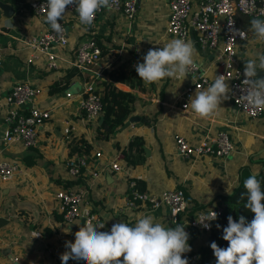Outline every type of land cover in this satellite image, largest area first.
I'll return each mask as SVG.
<instances>
[{"label": "crops", "instance_id": "0c3cea01", "mask_svg": "<svg viewBox=\"0 0 264 264\" xmlns=\"http://www.w3.org/2000/svg\"><path fill=\"white\" fill-rule=\"evenodd\" d=\"M1 1L11 5L14 12L5 17L0 11V132L7 109L4 97L14 82L27 80L37 86L40 93L35 103L50 107L51 112L38 129L33 147L24 148L17 142L6 146L0 141V159L16 162L19 168L9 180H0V218L4 220L0 223V264H61V255L68 251L65 242H74L75 232L83 226L81 219L64 222L55 210L53 192L59 189L83 187L87 192L85 206L89 213L110 227L119 222L134 226L139 218L151 215L155 222L174 228L178 224L169 221L164 206L155 209L127 206L129 181L135 182L136 189L151 193L181 187L194 204L208 205L217 200V195L230 193L238 184L237 167L247 164L254 171L264 172V164L258 162L264 161V115L249 118L228 99L210 118H200L190 104L196 91L189 98L186 112L178 109L180 97L190 81L188 75L185 80L164 78L158 83H144L143 90H137L114 81L106 73H112L124 59H133L129 66L137 64L139 59V63H143V56L149 49L162 48L175 39L164 31L167 0H139L130 21L120 13L105 11L96 18L91 29L88 28L89 33L103 40L105 47L101 49L98 66L83 71L85 78L94 79L98 86H102L101 82L108 83L134 97V108L129 115L131 121L125 127L116 128L106 139L95 128L98 120L95 124L82 120L78 96L74 93L69 98L64 96L67 90L73 92L78 82L77 70L71 64L73 48L88 36L87 31L73 18L66 17V44L52 47L57 53L58 67L45 68L43 59L26 66L23 58L27 52L19 50V38L48 27L46 15L29 11L30 0ZM193 38L192 35L187 41L194 46V61L201 62L207 76L212 77L215 68L211 53L199 49ZM237 53L239 63L244 66L247 60L264 53V43L256 41L251 33ZM101 64L105 67L102 71ZM69 71L73 74L68 82L62 81V75ZM142 115L148 120L147 124L140 120ZM66 127L69 129L67 135L63 133ZM219 130L227 133L233 145V151L224 158L203 155L197 159H183L175 150V134L194 143ZM134 136L142 139L143 152L140 163L132 165L126 163L120 151ZM70 137H75L74 141L81 138L89 146L86 155L89 167L76 177L68 175L64 167L65 159L70 156L67 153ZM113 161L118 163L119 170L106 169ZM91 169L101 170L95 179L89 176ZM259 182L264 191V177ZM244 205L241 207L244 214L253 218L254 213ZM185 230L189 233L191 251L182 258L187 257L192 264L206 233L187 226ZM76 261L70 259L67 264Z\"/></svg>", "mask_w": 264, "mask_h": 264}, {"label": "built area", "instance_id": "2783aa9c", "mask_svg": "<svg viewBox=\"0 0 264 264\" xmlns=\"http://www.w3.org/2000/svg\"><path fill=\"white\" fill-rule=\"evenodd\" d=\"M139 0H116L111 8H102L96 13L104 15L105 11L117 12L126 20H132ZM47 0H30L27 9L35 15H46L47 9L41 8ZM75 5L66 7V14L59 21L63 27L61 33L54 32L50 26L43 28L37 33H30L19 38V50L27 53L23 58L24 65L43 59V66L47 69L58 67L57 53L52 47H60L66 44L67 31L65 26L66 17L73 18L87 31L88 36L79 40L73 48V67L77 70V84L74 91H65L64 96L69 98L74 93L78 96V109L83 113V121L96 123L103 112L101 86L92 78H85L83 71L88 67L97 65L101 59V48L98 47L90 36L89 29L93 26L83 25L79 21ZM167 20L165 34L175 39L193 40L199 49L211 53L215 68L212 77H208L201 62L195 61L189 76V84L185 86L178 109L186 112L191 94L195 91L207 89L215 80V76L224 75L230 87V101L232 105L243 115L249 118H258L264 115V110H258L247 105L242 99V90L246 87L243 75L244 68L240 66L238 49L248 40L252 31L243 30L236 20L237 14L249 18L260 17L264 19V0H167ZM21 11V9H20ZM94 20V21H95ZM233 21V27L238 30L236 34L229 30V22ZM89 28V29H88ZM253 34V33H252ZM253 37L256 41H259ZM27 68V67H26ZM105 67L100 65V71ZM76 80V81H77ZM40 89L27 80L14 82L4 97L7 109L3 115L4 127L0 132L1 145H9L17 142L24 148L33 147L36 144L38 129L49 118L51 109L47 106H38L35 103ZM68 127L63 128V133L68 134ZM174 147L178 155L183 159H197L203 155H211L215 158H224L233 151V145L224 131H216L213 136H204L194 143H188L181 135L173 137ZM98 156L99 153L95 152ZM64 167L68 175L76 177L82 170L88 169L87 157L82 154H73L65 159ZM106 169L119 170L116 161L110 162ZM19 171L16 162L0 159V180H9L13 174ZM100 169L89 170L91 179H95ZM87 192L83 187L76 189H59L53 192L55 210L60 214L64 222H73L81 219L82 226L86 220H92L95 225L104 224L103 229L98 231H110L111 227L97 220L85 206ZM126 204L129 207H145L155 209L164 206L168 211V219L174 224H183L191 229L206 233L209 229L203 228L196 223L202 215L215 211L220 215L221 207L204 208L195 211L188 220H183L185 198L181 188L162 190L158 193L139 191L135 188V182L129 181V191L126 194ZM212 222V221H211ZM210 222V223H211ZM38 235V233H36ZM15 260V259H14ZM75 264H83L76 261Z\"/></svg>", "mask_w": 264, "mask_h": 264}, {"label": "clouds", "instance_id": "9594fccd", "mask_svg": "<svg viewBox=\"0 0 264 264\" xmlns=\"http://www.w3.org/2000/svg\"><path fill=\"white\" fill-rule=\"evenodd\" d=\"M116 0H47L46 23L56 32L63 31L59 21L66 14V7L75 5L79 21L91 26L96 13L102 8H111ZM229 30L238 32L229 22ZM250 30L255 38L264 41V19L254 17L250 21ZM195 49L190 41L173 39L159 49H149L143 56V63L134 65L138 77L148 84L158 83L164 78L184 80L195 65ZM258 70H264V53L244 63L246 87L242 90L243 101L258 110H264V77ZM230 87L224 75L215 76L214 82L204 91H196L190 99L191 109L200 118H210L225 100L230 99ZM247 201L244 207L254 213L251 221L243 215L234 220L227 217V226L223 228V240L227 248H221L216 242L210 247L216 258V264H264V191L252 174L244 181ZM218 213L211 211L196 218V223L205 229L211 228V221ZM104 224L95 225L86 220L83 227L75 232V241H66L68 249L60 257L61 264L72 260L83 264H189L183 254L190 252L189 233L185 226L165 227L155 222L154 217L145 215L134 226L119 222L113 224L110 231H98ZM219 228L220 226L217 225ZM121 257L123 259H121Z\"/></svg>", "mask_w": 264, "mask_h": 264}, {"label": "trees", "instance_id": "16d2710c", "mask_svg": "<svg viewBox=\"0 0 264 264\" xmlns=\"http://www.w3.org/2000/svg\"><path fill=\"white\" fill-rule=\"evenodd\" d=\"M246 17V18H245ZM252 18H249L242 14L236 15V20L239 26L246 30L250 27V21ZM95 41L96 45L104 50L103 40L96 34L90 35ZM133 61L132 58L124 59L116 69L111 72L106 71L110 78L114 81H118L126 84L129 88H135L137 90H143L144 82L138 77L137 72L135 71L134 66H129V62ZM140 59L138 60V62ZM241 67L244 68L240 64ZM73 73L69 71L67 74L62 75V81L68 82L70 76ZM101 88L99 93L101 94V101L103 105V112L101 114V122L95 125L97 132L101 133L100 136L103 139H106L108 134L113 133L116 128L123 126L124 122L128 119L130 112L133 110L134 106V97L129 92L121 91L115 89L111 85L105 82H101ZM49 119V118H48ZM47 120V119H46ZM140 120L145 124L148 123V120L142 115ZM75 137H70L67 144V153L72 155L74 153L82 154L86 156L89 153V146L81 138L74 141ZM72 142V143H71ZM142 144L143 141L140 137L134 136L131 138L126 146L121 149L122 157L128 164H137L140 163L142 158ZM251 159V158H250ZM249 159V162L251 161ZM264 164V161H258ZM238 174V184L234 189L228 194L217 195V200H213L208 205H197L192 202V199L187 195L186 191L182 189L184 198H185V209L182 214L183 220H188V218L195 212L202 208H214L217 206L221 207V213L218 215V218L215 221L211 222V228L206 232L205 240L196 257L193 259L192 264H216V258L214 256L213 250L210 245L212 242H216L217 245L221 248H227L228 242L223 240V228L227 226V217L231 215L234 220H238L239 216L243 215L247 218L248 221H251L252 218L246 216L242 211V205L247 201V191L244 187V181L249 178L252 174H262L264 177V172L261 170H253L249 165H241L236 168ZM260 179V180H261ZM258 180V179H257ZM258 180V181H260ZM141 191V188H139ZM193 203V204H191ZM217 225L220 227L218 228Z\"/></svg>", "mask_w": 264, "mask_h": 264}, {"label": "water", "instance_id": "95a60500", "mask_svg": "<svg viewBox=\"0 0 264 264\" xmlns=\"http://www.w3.org/2000/svg\"><path fill=\"white\" fill-rule=\"evenodd\" d=\"M0 11L2 12L3 16L5 17H10L14 10L13 7L7 3H4L3 1L0 0ZM259 76L264 77V73L263 70H258ZM102 117L100 116L98 118V124L101 122ZM131 121V118L128 117V119L124 122L122 127H125L129 122ZM4 222V220L2 218H0V223Z\"/></svg>", "mask_w": 264, "mask_h": 264}, {"label": "rangeland", "instance_id": "374dc122", "mask_svg": "<svg viewBox=\"0 0 264 264\" xmlns=\"http://www.w3.org/2000/svg\"><path fill=\"white\" fill-rule=\"evenodd\" d=\"M261 176H262V174H259L258 176H256V178H257L258 180H260V179H261Z\"/></svg>", "mask_w": 264, "mask_h": 264}]
</instances>
